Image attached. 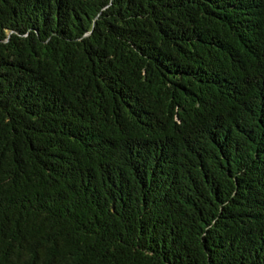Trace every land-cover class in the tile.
<instances>
[{"label":"trees","instance_id":"1","mask_svg":"<svg viewBox=\"0 0 264 264\" xmlns=\"http://www.w3.org/2000/svg\"><path fill=\"white\" fill-rule=\"evenodd\" d=\"M0 264H264V0H0Z\"/></svg>","mask_w":264,"mask_h":264}]
</instances>
